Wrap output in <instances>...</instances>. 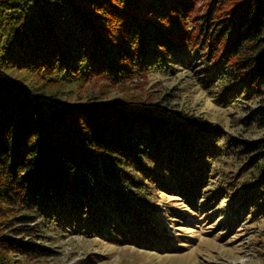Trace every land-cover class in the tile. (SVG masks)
<instances>
[{"label":"trees","instance_id":"obj_1","mask_svg":"<svg viewBox=\"0 0 264 264\" xmlns=\"http://www.w3.org/2000/svg\"><path fill=\"white\" fill-rule=\"evenodd\" d=\"M194 1L0 0V204H27L74 234L170 255L185 247L166 230L177 220L189 231L234 200L229 216L218 215L223 236L264 216V140L241 143L257 154L253 168L263 179H228L212 192L209 160L221 148L206 132L164 126L156 115L169 111L161 107L82 102L67 88L92 77L118 85L151 59L174 55L186 64L205 50L206 82L231 80L220 103L256 87L261 94L264 0H212L192 16ZM254 114L264 127V107ZM150 184L180 204L156 217ZM0 246L24 252L12 241Z\"/></svg>","mask_w":264,"mask_h":264},{"label":"rangeland","instance_id":"obj_2","mask_svg":"<svg viewBox=\"0 0 264 264\" xmlns=\"http://www.w3.org/2000/svg\"><path fill=\"white\" fill-rule=\"evenodd\" d=\"M211 2L195 0L192 16L203 14ZM192 48L196 51L198 46ZM191 52L195 54L193 50ZM206 53L199 50L196 59H190L186 64L174 55L163 61H160L161 57L151 59L143 71H136L133 78L118 85L109 79L92 77L81 82L80 86L67 88L74 96L80 93L78 101L82 102L91 100L93 96L92 101L104 104L117 103L118 99H135L145 107H161L169 111V116L163 112V115H156L164 126L181 125L183 122L206 132L221 148L218 161L213 164L209 160L214 171L210 175V190L217 192L219 184L225 185L228 179L240 177L243 182H248L263 175L253 168L258 161L257 154L245 153L241 143L256 145L264 140V127L254 114L256 109L264 107V88L261 94L257 93V87L243 90L227 102L220 103L219 96L231 80L221 76L206 82V75L212 70L205 65ZM209 65L214 68L216 63ZM67 88H61L59 94H69ZM259 151H264V145ZM258 165L264 167V162ZM149 190L151 196L147 200L155 206L152 208L156 217H162L160 210L180 204L179 198L172 197L175 194H167L155 184H150ZM223 197H228V194ZM233 206L234 200H229L227 205L221 203L219 211L223 213L208 216L209 221L196 222L189 231L179 220L176 224L169 222L171 225L166 230L178 234L177 241L185 243L180 254L170 255L145 251L136 245L112 243L105 238L74 234L57 227L56 222L46 218L37 207L29 208L21 203L0 204V239L24 248V252L19 253L0 246V264H264V216L239 223L233 232L229 230L225 235H219L222 227L217 220L218 215L229 216ZM215 207H211L209 213ZM245 218L241 217V222ZM181 227V233L177 232Z\"/></svg>","mask_w":264,"mask_h":264}]
</instances>
